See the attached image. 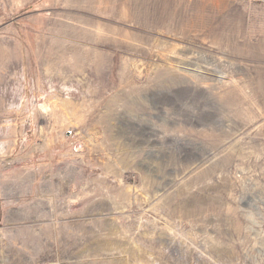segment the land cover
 Returning a JSON list of instances; mask_svg holds the SVG:
<instances>
[{"label": "rangeland", "instance_id": "1", "mask_svg": "<svg viewBox=\"0 0 264 264\" xmlns=\"http://www.w3.org/2000/svg\"><path fill=\"white\" fill-rule=\"evenodd\" d=\"M0 264H264V0H0Z\"/></svg>", "mask_w": 264, "mask_h": 264}]
</instances>
